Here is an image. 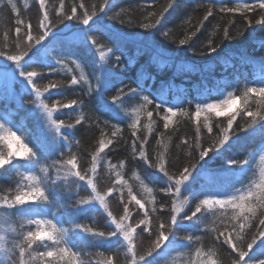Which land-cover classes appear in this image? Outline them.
<instances>
[{
  "label": "trees",
  "instance_id": "16d2710c",
  "mask_svg": "<svg viewBox=\"0 0 264 264\" xmlns=\"http://www.w3.org/2000/svg\"><path fill=\"white\" fill-rule=\"evenodd\" d=\"M15 1L16 7L0 0V51L17 54L23 50L26 25L31 24L32 34L37 35V26L44 11L49 13L52 26L42 42L47 45L42 50L44 65L25 57L32 66L31 70L37 72L34 81L41 89V96L29 91L23 78L18 76L12 82L11 93L29 105L36 101L47 104L53 110L52 121L62 119L65 124L74 125L72 129L61 131L71 141L70 151L76 156L77 169L82 174L91 167V156L99 152L100 141H104L105 147L99 152L97 171L92 178L102 195L112 189L105 196V201L114 217H123L124 206L127 205L128 224L135 227L142 220L150 221L152 235L141 232L143 224L134 233L137 248L146 250L152 246L158 225H167L175 209L180 224L176 239L155 257V264H207L209 259L215 260L216 264H232L236 253L230 245L223 243V237L216 239L225 226H228L238 247L246 249L255 236L256 243L249 255L253 261L264 259V237L257 231L264 228L259 224V220L264 219V204L261 203L264 187L251 198L256 206L255 214L244 213L249 217V226L243 231H232L231 225L244 221L242 218L239 221L231 219L236 210L230 205L223 208L213 204L204 206L198 214L199 222L179 219L184 214L190 215L195 206L206 199L207 193L245 188L254 183L258 174L259 159L264 151V126L259 118L253 123L245 109L255 111L262 98L258 94H250L247 102L239 100V107L230 116L208 112L199 120L195 117V106L219 101L224 92L242 96L246 87H259L260 81L264 80V9L259 7L264 0H111L110 9L105 10L107 15L97 12L94 19H99V23L90 21V25L82 26L84 31H77L79 22L75 18L69 21L59 15L61 0H45L44 8L39 6V0ZM81 3L91 12L94 6L98 9L103 0H63L64 12L70 14L71 8L76 6L77 15H81L84 11L79 7ZM221 8L232 11H221ZM209 10L211 16H208ZM205 16L208 17L206 20ZM17 18L23 23L18 25ZM144 23L156 26L144 28ZM17 27L21 28L19 37L15 32ZM225 29L229 33L228 38L223 35ZM93 39L96 41L94 46L90 44ZM181 39L186 40L184 45L179 44ZM209 41L215 51L209 50ZM117 56L120 57L118 62ZM74 58H79L87 70L94 89L91 93L73 62ZM14 67L15 62L8 60L7 55L0 56V69ZM109 73L112 74L110 77ZM97 76L110 80L107 91L102 88L95 90ZM73 78L80 83L71 85ZM50 84L57 86L50 87ZM120 89L127 94L120 93ZM129 89H136L138 95L129 93ZM1 91L6 89L2 87ZM118 94L122 96V104L117 101L116 106H104L105 103L111 105L112 97ZM143 96L152 99L153 104L141 108ZM3 99H0L1 106L16 107L13 106L15 99L12 98L7 105ZM72 100H77L78 104L61 107ZM155 104L161 105L159 110ZM172 106H176L175 116L167 113V108ZM179 108L187 111L188 115H182ZM148 111L152 112L151 117L147 116ZM261 113L264 115V108ZM81 115L84 119L76 124V118ZM166 115L169 117L167 121L164 119ZM233 115L236 118L228 132L229 140L220 149L223 155L209 153L205 164L199 159L197 142L204 148L210 143L219 144L227 121ZM13 116L36 151L38 146L47 147L48 158L44 161L52 174L54 168L51 166L54 162L67 160L69 148H61V156L56 151L59 146L56 132L52 142L47 141L36 128V119L21 108ZM136 120L139 123L133 130L131 124ZM208 124L212 126L211 133L207 130ZM144 139L147 142L142 144ZM161 159L165 161L168 176L177 175L184 166L194 168L192 178L179 193L167 190L168 176L158 166ZM228 159H248L250 163L240 171L235 166H227ZM59 172L51 199L86 264H105L109 259L115 264H127L126 245L117 243L115 237L107 242L82 231V228H90L107 233L112 225L106 210L98 202L80 206L81 199H90L93 195L90 187L83 181H75L72 175L65 177ZM137 173L154 187L153 203L143 195ZM15 184L13 171L0 170V197L14 196ZM137 200L143 208L136 203ZM180 203L182 210L177 213ZM10 210L0 206V234L7 237L9 248L21 232L19 218L12 216L14 209L8 222L3 218L2 212ZM188 235L201 236L202 239L186 246L188 242L184 237ZM197 249L200 250L199 255ZM35 250L34 244L31 264H39L33 256ZM7 261L5 252L0 250V264H7Z\"/></svg>",
  "mask_w": 264,
  "mask_h": 264
},
{
  "label": "snow or ice",
  "instance_id": "6c2138e0",
  "mask_svg": "<svg viewBox=\"0 0 264 264\" xmlns=\"http://www.w3.org/2000/svg\"><path fill=\"white\" fill-rule=\"evenodd\" d=\"M111 0H103V3L96 8L94 6V10L89 12L83 3L79 4V7L84 9L81 15H77L76 12V6H73L71 8V13H65L64 12V4L63 0H61L60 4V13L59 15L62 17V19L66 20H73L75 18L79 24L76 26L77 31H84L82 26H88L90 25V21L93 24L99 23V19H94L97 17V12L99 13H106V9H110ZM39 6L41 8L45 7V0H39ZM245 8L248 7V5H244ZM259 7L261 9H264V2H261L259 4ZM232 11V9H224L221 8V11ZM119 16V13L116 14ZM149 15H153L150 13ZM212 12L211 10L208 11V16H211ZM111 18V17H110ZM208 17L205 16L204 19L206 20ZM264 19V18H262ZM23 21H21L19 18H17V24H22ZM159 23V21H157ZM251 23V22H250ZM52 26V21L49 19V13L47 11L43 12L42 19H40L38 26H37V35L32 34V25L28 24L26 25L27 31L24 35V48L23 50L19 51L17 54H7L3 51H0V56L7 55V59L10 61L15 62V67L13 68L14 75L23 78V82L26 87L29 88V91H34L35 95L37 97L41 96V89L37 86L36 82L34 81V77L37 76V72L35 70H31L32 66L28 63L27 60H25V57L28 58V60H34L35 63L44 65L45 56L42 55V50L47 47L43 41H45L46 37L49 35L50 27ZM144 28H153L156 25L153 23H144L142 25ZM90 30V29H89ZM15 32L17 34V37H19V34L21 32V28L17 27L15 29ZM164 35H167L165 32ZM225 38H228L229 33L225 29L223 33ZM84 40L87 43L88 37L87 32L84 34ZM186 43L185 39L179 40L180 45H184ZM91 45H95L96 41L93 39L90 42ZM39 46V47H37ZM208 48L210 51H215V47L212 45L211 41L208 43ZM35 49V51H32ZM31 53V55H29ZM120 60V57H116V61L118 62ZM23 61V62H22ZM57 63H60V61H57ZM131 63V60L129 61ZM109 77L112 75L111 73L108 74ZM80 83L76 78H73L71 80V85H77ZM84 83L88 86L89 93H91L93 89V85L91 81H84ZM261 84H264V80L260 81ZM110 85V80L105 79L103 82L101 81L100 77H96V84H95V90L99 91L101 88L104 91H107ZM50 87H56L55 84H50ZM120 93H124V89L119 90ZM129 93L131 94H137L136 89H129ZM127 94V93H124ZM250 94H258L262 100L260 102V105L257 106L256 110L253 111L250 108L245 109V114L248 117L252 118V122L256 123L257 118H259V122L262 126H264V115L261 113V109L264 108V86L261 87H246L242 96L236 95L234 92H227L226 96L227 98L222 100L221 104L216 103H206L203 106L200 104H197L195 106V117L197 120H199V117L201 115L202 111L205 112H214L216 116H222L225 115L224 111H220V108H226L230 110V106L235 104L238 100L243 99L245 102H247ZM221 95H224L222 93ZM144 104L141 105V108H145L147 105L153 104V100L150 99L148 96L142 97ZM117 101H120V103H123L122 96L116 95L112 97V104L108 105L105 103V107H112L116 106ZM77 100H72L69 104H63L61 107H72L74 105H77ZM80 106L82 107L83 102H79ZM40 107L44 109L46 114L51 117L52 116V109L48 107L47 104H40ZM161 107L160 104H155V108L159 110ZM174 107H168L167 113H171L172 116H175L177 114V111L174 110ZM182 115L187 116V111H184L182 108L178 109ZM147 116L151 117L152 112L148 111ZM235 116L233 115L228 121H227V128L223 130V139L219 141V144L210 143L207 148H204L202 144L197 142L196 147L199 149V159L201 161H204V163H207L206 158L209 157V153H214L215 156H221L223 153L220 151L221 148L224 147L225 143L229 140V129L232 128L233 121L235 120ZM84 119L83 115L76 118L75 123L80 124L81 121ZM164 119L167 121L169 117L166 115ZM139 123L138 120L133 121L131 124V127L133 130L136 129L137 124ZM53 124L55 125V131L56 134L59 136V146L56 148L57 152H60L61 148H64L67 146L69 148L68 153V159L63 160L61 162H54V164L51 166L54 168V172L50 174L49 167H40L41 160L48 158V150L46 146H38L37 151H32L31 149L27 148V146H24V150H18L15 153H13L11 150H9L6 154L0 153V170H7L6 165H11L15 167L13 164V160L17 157L24 158L27 162H29L33 167L29 169V175H27L26 179L28 181H31L32 183L28 186V190L21 191L17 190L16 194L12 196L11 198L4 196L0 197V206L6 207L8 209L16 208L17 210H20V206L28 204L29 202H32V206H36V202H47L50 198V195L52 191L54 190L53 186L57 182V177L60 175L59 169L61 167L66 168L68 172L73 176L75 181H83L85 182L86 186H89L91 189V197L90 199H81L79 201V204L81 207L88 205L90 203H97L99 205H102L104 209L107 212V217L110 219V224L112 225L111 230L107 233L104 231H93L90 228H82V231L89 233L92 237H100L103 241L111 242L112 238H116V242L126 245L127 248V264H155V257L160 255V252L163 248L167 246L168 243H171L173 240L176 239V230L180 226L178 223V215L176 214V210L174 209L173 214L170 217V221L167 225L164 223H160L157 227V231L154 235V239L152 242V246L149 247L146 250L138 249L137 245L135 243V236L134 233H136V229L140 227V224H143L144 227L141 229V232H148L150 235H152V229L150 225V221L145 219L140 221V224H137L135 227L131 224H128L126 221L128 219V209L127 205L124 206V216L120 219H117L112 215L111 211H108V204L105 201V196L109 195L112 191V189H109L107 192H105L103 195L100 191L97 189V184L94 182L92 176L97 171V159L99 152H102L105 144L104 141H100V148L99 152L93 154L91 156L92 165L91 167L85 171L83 174L80 170L77 169L76 165V156L71 153V141L68 140L67 136L63 135L62 129H72L74 125L72 123L65 124L64 120H53ZM207 130L209 133L212 132V126L210 124L206 125ZM4 125L0 124V128H3ZM164 127L167 128L168 124L165 123ZM20 129L17 128V131ZM151 131V129H149ZM115 135V133H113ZM133 135H135V131H133ZM10 137H16L15 131H8V134L6 136H0V140L9 139ZM16 139H19V137H16ZM137 139H140L137 137ZM146 139L142 140L141 143H146ZM230 148L231 145H228ZM133 149L135 150V142L133 143ZM227 150V149H225ZM38 152L40 155H38ZM26 153H28L26 155ZM60 155L63 156V153L60 152ZM191 155V153H189ZM141 156H144V158L147 160V156L143 152H141ZM250 161L248 159L244 160H236V159H228L226 160L227 166H235L238 170L244 171L246 167L249 165ZM159 169L161 172H164L166 176H168V173L165 169V161L162 159L159 162ZM203 166V165H202ZM194 168H190L189 166H184L181 171L178 172L177 175L174 176H168L169 181V187L168 191H173L175 193H179L182 189V187L186 186V182L192 178ZM42 173L43 179H41L40 175H36V173ZM261 187H264L262 185ZM46 192L48 194H46ZM255 196V192L251 187H245L241 189H237L234 193L227 194V200H210V199H203L200 201L199 204L195 206V209L191 211V214H184L183 216H180V220H187V221H193L196 220L197 222L200 221V216H198L199 213H201L202 208L204 206L208 205L211 206L213 203L219 204L221 208L230 205L233 209L236 210V214L231 217L233 221H239L241 218L243 219V223L233 224L231 225L232 231H243L245 227H248V220L249 217L244 215L245 212L250 214H255V205L253 203L252 197ZM132 199H135V197H132ZM137 204H140V201H136ZM262 204H264V199L261 201ZM140 207L143 208V204H140ZM147 212H145V216H147ZM55 217L52 219H30L28 220L29 225H36L35 230H27L26 232H20L17 234V239H15L12 242L11 248L7 247V237L3 234H0V250H3L8 257L7 264H31V250L33 248V245L36 244L37 241H40L42 244L44 241H51L55 244H60L62 241L68 245L63 248H59L57 251L63 257L67 254V261L66 264H76V260L74 257L77 255L75 251L72 249L75 247L74 244H71L69 241L64 240V233L65 230L61 227H57V221L56 223L53 222ZM260 225H264V219L259 220ZM47 227H42V226ZM13 232H15V229H12ZM259 236L264 237V228L257 229ZM220 237H223V243L230 245L231 249L236 253L235 258L232 261V264H264V259H259L258 261H253L252 257L249 255V252L251 251L253 244L256 243V237L253 236L251 243H248L245 247H238L233 242V237L231 232L228 231V226H225L223 231H219L216 239H219ZM184 239L188 242V245L191 246L193 243H199L202 239L201 236H192L188 235L184 237ZM264 243V242H262ZM45 247H50V245H44ZM56 254L54 251H43L40 252V256L45 257H52ZM200 254V250L197 249V255ZM248 257V259H246ZM105 264H115L114 260L109 259L105 261ZM207 264H216V261L213 259H209L207 261Z\"/></svg>",
  "mask_w": 264,
  "mask_h": 264
},
{
  "label": "rangeland",
  "instance_id": "374dc122",
  "mask_svg": "<svg viewBox=\"0 0 264 264\" xmlns=\"http://www.w3.org/2000/svg\"><path fill=\"white\" fill-rule=\"evenodd\" d=\"M8 1L12 6L16 7V1L15 0H6ZM74 64L76 65L79 74L81 78L84 81H91L87 70L81 60L79 58H74L73 60ZM104 71H101L103 73ZM16 75L13 73V69H0V87H4L6 91H1L0 88V99L4 100V104L7 105V103L10 102V100L13 98L15 99V105L14 108H12L10 105H7V107H3L0 105V124H3L4 127L0 128V136H6L8 134V131H15L16 137H19V139H16V137H10L9 139L0 140V153L6 154L9 150H11L13 153H15L18 150H24V146L26 145L27 148L31 149L32 151H36L33 146H31L27 136L24 133V130L22 126L16 122L14 119L13 113H15L18 109L24 110L29 115L33 116L36 119L37 122V128L40 131L42 137H44L47 141L52 142L53 135L55 134V125L53 124L52 117H49L44 109L40 107V102L36 101L34 104L29 105L27 103H24L20 98L14 97L12 95V82L14 80ZM102 77L101 81L103 82L105 78ZM92 83V81H91ZM264 86V84L260 83V86ZM227 92H224L223 97L219 101H210L207 103H216L221 104L222 100L226 99ZM206 104V103H205ZM239 100L230 106V110L226 108H220V111H224L225 115L222 116H230L233 114V112L236 110L237 107H239ZM204 105V104H203ZM201 105V106H203ZM208 112L202 111L200 116H206ZM203 117V119H205ZM17 128L20 130L17 131ZM28 153H26L27 155ZM38 155H40L38 153ZM13 164L15 167L11 165H6V169L8 171H13L16 175V184H15V192L17 190L26 191L28 190V186L32 183L31 181H28L26 179L27 175H29V169H31L33 166L27 162L22 157H17L13 160ZM48 166L44 159L41 160L40 167ZM63 176L69 177L71 174L68 172L66 168L61 167L59 169ZM50 171V170H49ZM257 176L254 180V183L252 185H249L247 187H251L255 194H258L260 190L263 188L261 187L264 185V151L259 159V168L257 172ZM36 175H40L41 179H43V174L37 172ZM139 181L140 189L143 193V195L146 197V199L149 200L150 203H153L155 200L154 195V187L143 177L140 176L138 173L136 174ZM235 191H213L206 194V199L210 200H227V194L234 193ZM46 194H48L46 192ZM213 205L219 206V204L213 203ZM14 211H12V216H17L20 220L21 225V232H26L27 230H35L36 225H29L28 220L30 219H52L54 223L59 221L57 223L58 228H63L65 230L64 233V240L69 241L71 244H74L75 247L72 249L77 253V255L74 257L76 260V264H86V261L84 260L81 250L77 244V242L72 238L70 235L69 228L65 225V223L62 220L61 214L56 210L53 201L50 198L47 202H36V206H32V202H29L28 204L20 206V210H17L16 208H12ZM11 209V210H12ZM11 210L10 212H2L3 218L6 222L9 221V218L11 217ZM182 210L181 203L178 205L177 213H179ZM42 227H47L42 226ZM262 240V239H261ZM258 243V242H257ZM44 245H50V247H45ZM66 245L63 241L60 244H55L51 241H44L43 244L40 241H37L35 244V251H34V258L38 261L39 264H66L67 261V254L61 257V255L58 253L59 248L66 247ZM43 251H54L56 254L52 257H45L40 256L39 253Z\"/></svg>",
  "mask_w": 264,
  "mask_h": 264
},
{
  "label": "bare ground",
  "instance_id": "6f19581e",
  "mask_svg": "<svg viewBox=\"0 0 264 264\" xmlns=\"http://www.w3.org/2000/svg\"><path fill=\"white\" fill-rule=\"evenodd\" d=\"M37 128V127H36ZM38 129V128H37ZM39 133H40V131H39ZM222 176L221 175H219V178H221Z\"/></svg>",
  "mask_w": 264,
  "mask_h": 264
}]
</instances>
